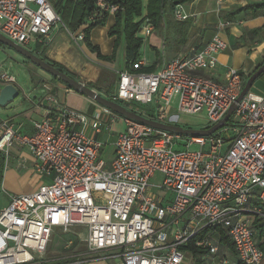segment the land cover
<instances>
[{"label": "built area", "instance_id": "1", "mask_svg": "<svg viewBox=\"0 0 264 264\" xmlns=\"http://www.w3.org/2000/svg\"><path fill=\"white\" fill-rule=\"evenodd\" d=\"M97 5L110 14L117 10L104 0ZM172 15L188 17L182 4ZM62 24L49 0H0V33L24 48L49 44ZM152 30L144 25L143 39ZM75 39L82 40L81 33ZM225 48L215 34L200 50L156 71L118 70L108 98L125 106L152 105L149 118L164 123L172 121L176 99L181 113L205 110L210 127L244 83L233 67L225 82L203 74L215 69ZM0 80L14 83L7 73ZM25 99L35 102L29 95ZM36 104L45 114L31 120V133L1 122L0 151L6 153L14 142L26 146L35 172L47 180L31 192L11 195L0 208V264H46L42 256L53 232L73 227L80 229L75 234L90 257L118 258L120 264H186L189 242L216 254L223 237L238 264H260L264 253L255 221L264 220V93L248 90L225 125L199 137L153 129L104 107L87 115L59 102L50 90ZM117 117L125 127L106 161L104 143L87 130L113 131ZM183 142L185 149H174ZM191 143L200 149H186Z\"/></svg>", "mask_w": 264, "mask_h": 264}, {"label": "crops", "instance_id": "2", "mask_svg": "<svg viewBox=\"0 0 264 264\" xmlns=\"http://www.w3.org/2000/svg\"><path fill=\"white\" fill-rule=\"evenodd\" d=\"M254 3H264V0H190L182 4L184 12L188 17L185 20H176L172 14H169L164 19L162 25L157 29H153L149 37L143 40L142 43H146V45L143 48V53L140 54L139 52V58L134 64H138L137 67L143 66L149 68L150 72L156 71L174 57L191 54L200 50L212 36L218 34L227 43V48L218 54L215 69L212 72L203 74L219 82H225L228 67H233L240 72L244 80V77H248L264 61V13L257 16L246 15L244 12H238L230 16L229 13L237 6H246ZM113 22L114 17L109 14L104 25L96 26L90 32L91 42L98 45L104 55H110L113 50L114 37L107 35V30L112 26ZM221 22H228V24L221 27ZM256 29L260 30L255 32ZM57 32L58 30L52 35L50 45L56 41L58 35H62ZM122 44L125 48L123 41ZM37 45H34L35 49ZM40 45L41 47L46 46ZM83 46L84 52H88L89 58L93 60L96 54L90 52L85 45ZM148 53H151V55L148 56ZM97 60L99 59L97 58ZM114 60L111 62L112 68H115ZM133 66L126 67L124 57V66L115 70V73L123 69L135 70ZM92 68L96 70L93 78H91ZM97 72V67L93 64L85 63L81 76L87 83L95 82ZM37 75L40 74L37 73ZM41 79L44 80V77ZM3 84L0 81V86ZM35 85L41 86L47 92L50 90L59 102L87 115L100 110H94L95 102L73 91L66 85L50 83L49 81H44L40 84L37 79ZM262 89L259 93H264V87ZM34 97L35 102H29L30 107L28 109L20 111L13 116L0 119V131L1 122L8 121L15 127L17 126L22 133H31L33 130L31 120L41 119L45 114L43 107L36 104L43 96L40 98L38 96ZM99 107L101 108V106ZM115 126L118 128H115ZM124 127L123 120L117 117L111 125L113 131L104 130L102 134L94 135L88 129L87 134L101 140L104 143L103 148L108 145L112 146L113 150L110 157L112 158L116 134L122 131ZM0 152L4 157L0 178V208H2L8 205L11 195L31 192L47 179L35 172L34 159L26 146L14 142L7 147L6 153ZM257 238L259 243L264 242V238H260L259 235ZM226 252L236 258L231 245L223 242L218 253L211 254L205 252L199 256V261L197 262L192 257L191 264H207L205 258L207 259L210 256L212 257V261L224 263L226 261ZM69 257H64V259H68ZM54 260L60 262V258ZM45 261H52V259H45ZM60 264H120V260L118 258L105 259L87 256L86 258L81 257L79 260H68V262L64 260ZM260 264H264V257Z\"/></svg>", "mask_w": 264, "mask_h": 264}, {"label": "rangeland", "instance_id": "3", "mask_svg": "<svg viewBox=\"0 0 264 264\" xmlns=\"http://www.w3.org/2000/svg\"><path fill=\"white\" fill-rule=\"evenodd\" d=\"M82 27L83 24L80 25L75 31H71L63 23L57 32L58 34L61 33L62 35H58L56 37V41L53 42L52 45L49 44L44 46L43 48H41L42 52L39 51L37 54L47 61L59 63L68 72L74 74L76 78L84 83H87L81 76L83 74L84 64H93L98 69L96 80L99 81L100 86L106 87V84L112 83L115 88L117 79L115 70L120 69L124 66V46L122 44V41L116 51L114 60L115 68H112L111 62L103 63L102 60H97L95 56L92 60L91 58H89L88 52H84V44L82 43V40L75 39V35H77V33H81ZM145 45L146 43H142L139 51L140 54L143 53V48L145 47ZM27 49L35 52L34 45H28ZM148 54V56L151 55V53ZM2 73H7L14 77L13 84L18 88L19 94L15 99L7 103L5 106H0V119H4L8 116H13L20 111L28 109L30 107V104L25 99V95H29L31 98H35L34 96H38L40 98L46 94L47 91L44 88L35 85L36 79L40 84L44 81L63 84L58 80L52 79L49 73L41 70L39 67L27 61L14 49L0 43V75ZM37 73H39L41 76L37 75ZM42 77H44V80L41 79ZM263 87L264 80L262 78H258L253 83L250 90L259 93L263 90ZM94 107V110L100 109L97 103L94 104ZM147 107H152V105H149ZM172 115L173 117L171 118V122L186 128L203 129L208 125L205 110H201L197 113L192 114L181 113L176 108V99H173L172 101ZM116 127L117 126H115V128ZM184 143L185 142L176 143L174 145V149H185V147L182 146L184 145ZM186 149L190 151H198L200 149V146L198 144L191 143ZM112 150V146H105L102 150L101 158L106 161L111 159L110 157L112 155ZM79 230V228L74 227L67 231L56 229L53 232L49 240L47 249L42 256L43 259H52L53 261H55L54 259L60 258L61 262L64 260V257L68 256L77 260L81 259V257L86 258L87 256H89L90 254L87 253L84 244L80 242V240H78V237L75 234V232ZM225 255L226 261L224 263H219L214 260L212 261L211 256L207 259L205 258V262H207V264H237V260L233 255L227 252L225 253ZM186 260L187 264H191L192 255L190 253L186 254ZM56 262H58V260Z\"/></svg>", "mask_w": 264, "mask_h": 264}, {"label": "trees", "instance_id": "4", "mask_svg": "<svg viewBox=\"0 0 264 264\" xmlns=\"http://www.w3.org/2000/svg\"><path fill=\"white\" fill-rule=\"evenodd\" d=\"M188 1L190 0H104L105 5L117 6V10L111 14L114 17V22L107 30V35L109 37H114L113 50L110 55H104L102 54L99 46L91 42L90 32L94 27L105 24L107 17L110 14L108 10L99 7L97 5V0H49L54 11L60 16L62 23H64L71 31H75L80 25L83 24L81 29L82 43L90 52L95 53L99 60L112 62L115 58L116 50L120 42L123 41L125 44L124 57L126 67H131L139 58V48L144 40L140 34L141 28L147 24L151 25L153 29L159 28L162 25L164 19L169 14H172V10L175 5L184 4ZM238 12H244L246 15L257 16L264 13V3L237 6L232 11H230L229 15L232 16ZM260 29H256L255 32L259 31ZM41 48L43 47L38 44L34 53L37 54L39 51L42 52ZM50 63L71 77L76 78L74 74L68 72L59 63L52 61ZM135 71L150 72V69L143 66H138L135 68ZM246 77H244V80ZM259 78L264 80V73ZM52 79L61 82L57 78L52 77ZM87 85L96 89L98 92L104 94L107 97H111L112 92L115 90L112 83L106 84V87H102L100 86L98 80L95 82H89ZM68 88L70 87L68 86ZM126 105L132 110H135L146 117H152V110L150 107L140 104ZM3 163L4 157L0 152V178L2 174ZM255 224L259 237L264 238V220L258 219L255 221ZM223 242L230 245L225 237H223ZM259 244L260 248L264 251V242ZM185 249H187L188 253H190L192 257L196 259L195 262L199 261V256L206 252V250L202 249L201 247L195 246L193 242H189L185 246ZM64 260L68 262V260H74V258L69 257L68 259ZM61 262L52 260L46 261V264H60Z\"/></svg>", "mask_w": 264, "mask_h": 264}, {"label": "water", "instance_id": "5", "mask_svg": "<svg viewBox=\"0 0 264 264\" xmlns=\"http://www.w3.org/2000/svg\"><path fill=\"white\" fill-rule=\"evenodd\" d=\"M0 43L14 49L27 61L39 67L41 70L49 73L51 77L59 79L61 82L66 84L67 87L69 86L73 91L86 96L87 98L91 99L93 102L97 103L99 106L108 109L112 113L122 118H126L130 121H134L140 124L150 126L153 129L163 130L173 134L190 136V137L210 135L213 132H215L217 129L225 125L230 115L235 110L236 103L243 98V96L247 93V91L251 89L253 83L264 73V61H263L245 79L243 86L238 96L235 99V102L227 109L226 113L221 117L219 121H217L215 124L207 128L191 129L174 124L172 122L164 123L150 119L149 117H146L145 115H142L141 113L132 110L131 108L123 104H120L116 101L109 99L104 94L98 92L94 88L89 87L87 83H84L79 79L71 77L67 73L59 70L49 61L41 58L40 56L30 51L29 49L16 44L15 42L8 39L1 33H0ZM18 94H19V90L14 84L12 83L3 84L2 86H0V106H5L7 103L15 99L18 96Z\"/></svg>", "mask_w": 264, "mask_h": 264}, {"label": "bare ground", "instance_id": "6", "mask_svg": "<svg viewBox=\"0 0 264 264\" xmlns=\"http://www.w3.org/2000/svg\"><path fill=\"white\" fill-rule=\"evenodd\" d=\"M64 47V46H63ZM65 62V61H64ZM85 63V62H84ZM91 67H93V66H91ZM92 72H91V78H93L94 76H95V74H96V70L94 69V68H92V70H91ZM90 75V74H89ZM85 76V75H84Z\"/></svg>", "mask_w": 264, "mask_h": 264}]
</instances>
